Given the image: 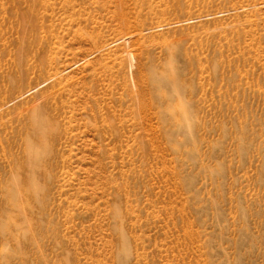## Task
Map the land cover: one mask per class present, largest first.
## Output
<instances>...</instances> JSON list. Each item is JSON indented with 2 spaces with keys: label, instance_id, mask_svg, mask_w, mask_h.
Returning <instances> with one entry per match:
<instances>
[{
  "label": "rangeland",
  "instance_id": "rangeland-1",
  "mask_svg": "<svg viewBox=\"0 0 264 264\" xmlns=\"http://www.w3.org/2000/svg\"><path fill=\"white\" fill-rule=\"evenodd\" d=\"M0 264H264V0H0Z\"/></svg>",
  "mask_w": 264,
  "mask_h": 264
},
{
  "label": "bare ground",
  "instance_id": "bare-ground-1",
  "mask_svg": "<svg viewBox=\"0 0 264 264\" xmlns=\"http://www.w3.org/2000/svg\"><path fill=\"white\" fill-rule=\"evenodd\" d=\"M20 55V54H19ZM19 57V56H18ZM20 61V60H19ZM20 65V64H19ZM22 76V75H21ZM10 78V77H9ZM12 80V79H11ZM10 83V82H9ZM12 83V82H11ZM38 106V105H37ZM40 106V105H39ZM42 110V109H40ZM44 113V112H43ZM48 121V119L42 115L40 112L37 113L34 120L32 121V124L34 126H37L38 131L42 132L45 130V123ZM32 151V149H31ZM33 153V152H32ZM38 154V153H37ZM33 176V175H32ZM34 182V181H33Z\"/></svg>",
  "mask_w": 264,
  "mask_h": 264
}]
</instances>
